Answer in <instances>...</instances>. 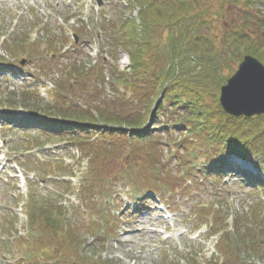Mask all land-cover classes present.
Listing matches in <instances>:
<instances>
[{"label":"trees","instance_id":"1","mask_svg":"<svg viewBox=\"0 0 264 264\" xmlns=\"http://www.w3.org/2000/svg\"><path fill=\"white\" fill-rule=\"evenodd\" d=\"M107 19L99 23L106 31L107 55L101 50L95 62L75 59L82 51L74 45L64 53L48 45L50 60L34 57L29 33L8 46L15 56L41 62L39 76L21 71L26 78L55 74L58 67L60 74L45 97L27 88L0 100L5 124L18 123L24 130L33 125L42 136L37 140L68 141L87 161L72 190L62 179L74 177V167L57 165V173L44 163L18 160L26 175L45 180L53 174L65 188L57 202L38 201L32 194L28 233L16 240L12 255L20 258L18 264H110L85 248L93 237L103 246L96 250H104L106 237L118 229L113 212L125 204L123 198L138 206L156 198L171 207L200 180L219 183L226 173L241 187L264 193V117L235 118L219 103L226 67L233 72L234 61L245 55L264 63V0H129ZM120 50L129 56V71L120 69ZM106 81L110 94L103 92ZM20 107L56 122L13 115ZM231 156L260 173L233 165ZM67 193L78 204H63ZM191 215L195 231L205 227L209 238L217 236L218 255L204 263L183 259L184 264H256L258 256L264 258L263 202L235 215L227 202L199 203Z\"/></svg>","mask_w":264,"mask_h":264},{"label":"rangeland","instance_id":"2","mask_svg":"<svg viewBox=\"0 0 264 264\" xmlns=\"http://www.w3.org/2000/svg\"><path fill=\"white\" fill-rule=\"evenodd\" d=\"M127 1L0 0V37L7 38L0 46V58L4 59V63L0 60V71L4 69L15 71L13 76L3 77L5 74H0V100L8 97L9 93L21 94L27 88H37L45 96L55 85L60 74L58 67L55 74L35 79L23 76L21 71L39 76L42 64L36 58L29 61L22 54L15 56L10 53L8 46L14 45L13 40L18 43L22 38L24 41V36L29 33L31 43H35L34 57L38 55L50 60L51 52L48 51V45H54L57 51L64 52L70 48V44H66L65 48L63 44L69 42L68 38L73 39L71 31L74 30V26L80 24L77 36L78 44H83L80 46L82 52L80 55L78 52L74 58L83 60L88 56L96 58L98 50L108 51L106 31L99 23L102 19L113 17L117 9L122 7L125 9ZM124 12L126 15L129 14V10ZM104 27L110 29L111 24L107 22ZM20 47L22 50L24 42ZM107 51L104 50V53ZM61 61L62 59L59 63ZM242 61H234L233 72L226 67L223 74L225 82L235 73ZM126 66L127 59L122 57L121 68L124 69ZM103 92L111 93L107 81ZM17 112H24V109L20 107ZM40 134L34 128L23 130L0 123V264H18L20 261L19 257L12 256L15 249L12 247L13 239L10 238L13 232L10 231L15 227L18 236L26 233L27 212H21L24 202H30L32 194L38 201H44L48 197L55 202L61 201V192L65 189L61 184H56L57 178L53 174L45 180L33 177V172L26 175L28 171L20 168L18 160L29 165L44 163L57 173H60L57 165L63 164L66 167L75 164L76 169L78 166L81 167V162L78 163L80 152L68 146V141L45 142L46 137L37 140L38 136L42 137ZM161 134L163 135V132ZM43 144L44 148L40 147ZM174 167L175 173H179L178 164L171 161L170 168ZM246 168L253 174L260 173L252 166L246 165ZM62 181H68V178ZM238 183L239 180L232 173H226V177L219 183L215 180H200L191 189L190 195L178 194L171 207L163 206L154 198H148L142 206L123 198L125 204L120 203L121 208L113 212L117 217L118 229L113 237H106L109 242L104 250L101 252L96 250L98 247L102 249L103 246L93 237L87 239L85 250L88 254H97L110 264H184L183 259L192 263L194 257L204 263L213 255H217L215 250L217 238L207 237L205 228L195 233L196 220L195 216L191 215V210L199 203L211 205L219 201L227 202L229 211L235 215L248 211L255 203H264L262 191L255 193ZM68 194H65L63 204H68L66 200L78 204L73 195L70 197ZM14 216L19 218L17 224H12ZM7 246L10 247L9 250ZM255 263L264 264V258L258 256Z\"/></svg>","mask_w":264,"mask_h":264},{"label":"water","instance_id":"3","mask_svg":"<svg viewBox=\"0 0 264 264\" xmlns=\"http://www.w3.org/2000/svg\"><path fill=\"white\" fill-rule=\"evenodd\" d=\"M220 104L233 117L264 116V65L247 55L236 73L221 87Z\"/></svg>","mask_w":264,"mask_h":264}]
</instances>
